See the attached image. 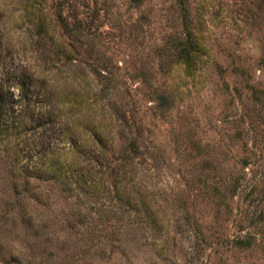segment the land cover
<instances>
[{"label": "rangeland", "instance_id": "374dc122", "mask_svg": "<svg viewBox=\"0 0 264 264\" xmlns=\"http://www.w3.org/2000/svg\"><path fill=\"white\" fill-rule=\"evenodd\" d=\"M33 2L60 32L62 12L73 52L51 79L85 103L67 131L58 89L49 117L0 142V264H264V0ZM25 5L0 0V71L49 68ZM101 76L111 106L95 97ZM18 150L113 171L92 170V190L45 166L25 183L5 158Z\"/></svg>", "mask_w": 264, "mask_h": 264}, {"label": "trees", "instance_id": "16d2710c", "mask_svg": "<svg viewBox=\"0 0 264 264\" xmlns=\"http://www.w3.org/2000/svg\"><path fill=\"white\" fill-rule=\"evenodd\" d=\"M34 0H25L26 5L23 7L22 12L24 14L25 22L27 23L30 32L36 37L47 36L51 51H48V55L44 60V66L49 67L38 71L34 69L31 71L30 68H8L4 71H0V142L10 143L11 139H23L27 133L26 126L34 125L38 127L37 122H40L44 117H49L54 112V108L48 104V99L51 96L57 94V90L61 89L63 95H67V99H62L61 114L57 116L60 122H64L68 130L67 121L71 122L72 125L80 120L79 115L81 107L83 106L84 97H79V101L75 103V94L73 92L67 93V90H63L60 86L51 79V73L54 70L52 65V59L61 56L64 58L63 65H66L70 60L72 47L63 41V34L68 30V24L64 22L62 18V12L59 11L56 15L57 28L63 29L64 31H56L55 25L51 26V22L47 21L46 15L41 13L38 4L33 2ZM66 36V35H65ZM186 43L191 47L194 53L200 52V47L196 40L191 38L187 39ZM182 56L187 61H191L189 50H183ZM59 60V59H58ZM73 60V59H71ZM187 61V63H188ZM190 66L188 63L187 72L190 74ZM56 83V84H55ZM111 84V80L105 76H101L97 79V94L96 99L105 101L106 106H111L114 103L115 95L105 94L107 86ZM78 95V94H77ZM58 106V105H57ZM78 109H74V108ZM67 107V108H65ZM56 110L58 113L59 111ZM75 126V125H74ZM72 144H70L71 147ZM67 150L68 153L71 149ZM95 147L102 149L101 139L95 137ZM6 148L2 150V153L6 154ZM16 153L17 157H5L9 160L10 169L9 175L17 180L28 181L31 179V173L38 171V167H44L45 170L52 171L57 176L56 180H60V184L66 188H70L73 184L77 190L84 189H96L97 185L100 184L99 180L92 177V170L94 175H103L107 171L112 172L111 164L106 163L105 159L101 157H87L86 161H83L84 168L81 170H75L73 157H53L47 159L46 157H20L19 150ZM91 152V151H90ZM99 152V151H98ZM36 153V151H34ZM86 154L85 150L83 151ZM38 154V153H37ZM22 156V155H21ZM70 158V160H68ZM85 158V157H84ZM45 162H42L44 161ZM47 162V166L45 163ZM93 166H95L93 168ZM98 168H97V167ZM89 167V169L87 168ZM97 168V169H96ZM67 175V176H66ZM69 175V176H68Z\"/></svg>", "mask_w": 264, "mask_h": 264}]
</instances>
